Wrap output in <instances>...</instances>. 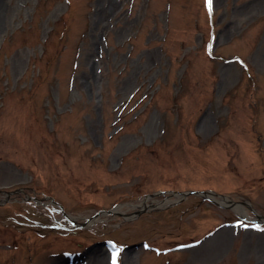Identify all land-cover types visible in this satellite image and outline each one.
Returning a JSON list of instances; mask_svg holds the SVG:
<instances>
[{
    "label": "rangeland",
    "instance_id": "obj_1",
    "mask_svg": "<svg viewBox=\"0 0 264 264\" xmlns=\"http://www.w3.org/2000/svg\"><path fill=\"white\" fill-rule=\"evenodd\" d=\"M206 2L0 0V264H264V0Z\"/></svg>",
    "mask_w": 264,
    "mask_h": 264
},
{
    "label": "water",
    "instance_id": "obj_2",
    "mask_svg": "<svg viewBox=\"0 0 264 264\" xmlns=\"http://www.w3.org/2000/svg\"><path fill=\"white\" fill-rule=\"evenodd\" d=\"M177 193L179 194V196L181 198H185V197H187L190 194H194V195H197V196H200V197H205V198L210 199L212 202H214L217 205H219V202L216 201V200H213L212 198H210V196H209L210 194L215 196V197H221L223 200H225L223 196H220V195L214 194L212 192H208V191H192V190H190V191L177 192ZM233 203L234 202H231V204H233ZM112 212H113L112 210H107V211H102L101 213H112Z\"/></svg>",
    "mask_w": 264,
    "mask_h": 264
},
{
    "label": "bare ground",
    "instance_id": "obj_3",
    "mask_svg": "<svg viewBox=\"0 0 264 264\" xmlns=\"http://www.w3.org/2000/svg\"><path fill=\"white\" fill-rule=\"evenodd\" d=\"M151 206H152V204H147L146 202H144L140 205L141 208H147V207H151ZM237 208L240 210L241 213L243 212L242 208H240V207H237Z\"/></svg>",
    "mask_w": 264,
    "mask_h": 264
},
{
    "label": "flooded vegetation",
    "instance_id": "obj_4",
    "mask_svg": "<svg viewBox=\"0 0 264 264\" xmlns=\"http://www.w3.org/2000/svg\"><path fill=\"white\" fill-rule=\"evenodd\" d=\"M262 217V221H261V223L260 224H263V227H264V215L263 216H261ZM251 221H253V222H258L257 220H255V219H252Z\"/></svg>",
    "mask_w": 264,
    "mask_h": 264
},
{
    "label": "snow or ice",
    "instance_id": "obj_5",
    "mask_svg": "<svg viewBox=\"0 0 264 264\" xmlns=\"http://www.w3.org/2000/svg\"><path fill=\"white\" fill-rule=\"evenodd\" d=\"M211 3H212V0H207V4L209 8H211ZM113 259L115 260V256L113 257Z\"/></svg>",
    "mask_w": 264,
    "mask_h": 264
}]
</instances>
